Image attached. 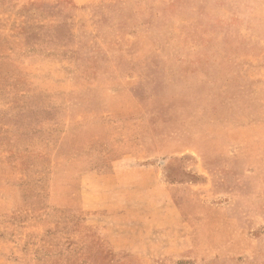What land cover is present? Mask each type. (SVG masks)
<instances>
[{"label":"rangeland","instance_id":"374dc122","mask_svg":"<svg viewBox=\"0 0 264 264\" xmlns=\"http://www.w3.org/2000/svg\"><path fill=\"white\" fill-rule=\"evenodd\" d=\"M0 264H264V0H0Z\"/></svg>","mask_w":264,"mask_h":264},{"label":"crops","instance_id":"0c3cea01","mask_svg":"<svg viewBox=\"0 0 264 264\" xmlns=\"http://www.w3.org/2000/svg\"><path fill=\"white\" fill-rule=\"evenodd\" d=\"M200 36H202V38L203 39H210V37H212V36H210V35H205V34H203V33H200ZM217 45V44H216ZM217 47L219 48V49H221V50H223L225 47H226V43H221L220 45H217ZM207 55H214V51H211L210 49H207ZM206 58H203V59H198V58H196V60H194V61H201V62H206V61H204ZM193 61V60H192ZM212 62H214V61H209V62H207L206 63V65L205 66H215V65H217V64H215V63H212ZM188 65V67H190V66H193V67H195V65H189V64H187ZM186 65H184V67H185ZM217 66H219V65H217ZM220 66H223V65H220ZM185 72V74H187V73H191V72H193L194 73V71H191V70H186V71H184ZM197 113V112H196ZM146 168H150V169H152V172L156 175V177H157V171L155 170V166H150V165H144V169H146ZM148 189V188H147ZM142 197V196H141ZM146 198L148 197V193H147V196H145ZM155 197V196H154ZM170 198H171V195L169 196ZM149 198V197H148ZM147 198V199H148ZM149 200V199H148ZM155 202H157V199H156V201ZM160 204V206H157V205H159ZM173 204V202L170 204V205H172ZM154 205H156V206H154L153 207V209H156L157 211L158 210H160V211H164V204H162V203H155ZM110 209V207L108 208V210ZM111 209H114V208H112L111 207ZM129 209H131L130 211H139V212H143V216L141 217V213H140V219L142 220V222H143V220L144 221H147V224L146 225H142V224H140V225H134L135 227H139L140 229H144V231L143 230H141L140 231V233H139V231H136V232H134V234H132V235H145L147 238H146V240L149 242V241H151V242H154L155 240L153 239L154 237H159V236H157V235H153L152 233H149V226H148V219H149V211H151L152 210V208H150V206H149V204H148V202L147 203H144V202H142V201H138V202H135V203H123V204H121L120 203V205H118L117 207H116V211L118 212V213H121V212H128L129 211ZM117 217H119V218H123V217H128V215H126V214H124V213H121V214H119V215H116ZM130 217H134V216H130ZM137 217V216H136ZM143 217H144V219H143ZM117 230L116 231H114V232H116V234H121V235H124V234H130L129 232H128V227L127 226H123V230L121 231V229L120 228H116ZM131 235V236H132ZM158 239V238H157ZM144 256V255H143Z\"/></svg>","mask_w":264,"mask_h":264}]
</instances>
